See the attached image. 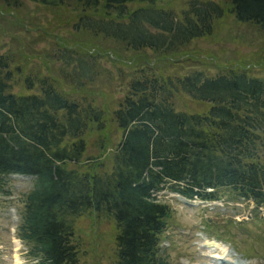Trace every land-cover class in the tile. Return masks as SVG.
I'll return each instance as SVG.
<instances>
[{
    "label": "trees",
    "instance_id": "trees-1",
    "mask_svg": "<svg viewBox=\"0 0 264 264\" xmlns=\"http://www.w3.org/2000/svg\"><path fill=\"white\" fill-rule=\"evenodd\" d=\"M31 1L77 5L71 32L167 60L229 13L264 35V0H185L178 12L156 0ZM11 38L17 47L0 53V182L11 173L33 176L16 232L34 264L79 263L75 219L85 212L114 222L112 264H169L159 246L170 213L162 190L206 200L227 194L264 207V77L239 67L163 74L144 65L107 112L92 96L75 97L98 76L96 54L59 46L50 55L64 66L44 74ZM60 78L73 84L71 92ZM182 94L206 107L177 109ZM109 120L120 136L108 158ZM88 146L95 152L85 155Z\"/></svg>",
    "mask_w": 264,
    "mask_h": 264
},
{
    "label": "rangeland",
    "instance_id": "rangeland-1",
    "mask_svg": "<svg viewBox=\"0 0 264 264\" xmlns=\"http://www.w3.org/2000/svg\"><path fill=\"white\" fill-rule=\"evenodd\" d=\"M21 1L23 3L19 7L0 3V53L17 47L11 38L17 35L18 43L20 46L23 44L21 47L26 61L32 52L31 60L41 63L44 74H48L49 67L54 66L55 72L52 74H55L64 66L53 54L50 55L54 50L59 51V46L96 54L94 65L98 76L75 97L81 94L92 96L96 105H105L107 112L116 107L125 94L128 79L134 74L138 75V70L146 66L151 67L154 73L163 74L183 73L190 67L213 74L227 67H239L264 77V35L256 24L238 21L230 13L214 21L210 35L192 39L172 59L167 60L160 53L148 49L132 51L124 44L102 37L90 42L91 37L85 33L71 32L72 11L79 10L77 5L58 8L31 0ZM156 2L178 12L185 0ZM128 5L131 7L135 3ZM60 80L59 84L64 90H73L74 86L69 84V80ZM13 89L20 91L23 87L18 85ZM88 97L85 98L88 100ZM175 106L177 109L194 111L204 109L206 104L182 94L177 95ZM103 131L108 138L105 153L109 158L111 145L118 140L120 130L109 120ZM90 135L89 143L94 133ZM94 152L95 149L88 146L85 155ZM32 182L33 176L21 174H9L0 182V264H34L36 260L29 256L27 245L16 235L22 209L21 194L32 186ZM158 198L170 208L159 242L169 264H264L263 206L257 207L256 211L252 201L234 199L227 194L216 201H199L162 190L158 192ZM75 225V237L79 243L78 264H112V219L85 212L77 216ZM208 240L223 243L228 248V254L223 252L224 248L203 246Z\"/></svg>",
    "mask_w": 264,
    "mask_h": 264
},
{
    "label": "bare ground",
    "instance_id": "bare-ground-1",
    "mask_svg": "<svg viewBox=\"0 0 264 264\" xmlns=\"http://www.w3.org/2000/svg\"><path fill=\"white\" fill-rule=\"evenodd\" d=\"M207 239V238H204ZM204 242V240H203ZM202 242V243H203ZM203 246L205 247H209L210 249H220V248H224V253L226 252V250L228 249L223 243L216 241V240H208L206 241ZM213 252V251H212ZM226 254H228V251L226 252ZM209 256V255H208ZM214 257V256H213ZM219 257V256H218ZM220 258V257H219ZM207 259V258H206ZM226 262V261H225ZM225 264V263H224Z\"/></svg>",
    "mask_w": 264,
    "mask_h": 264
}]
</instances>
